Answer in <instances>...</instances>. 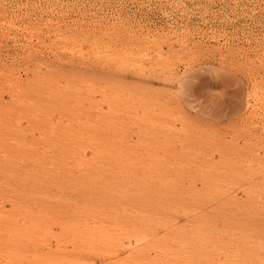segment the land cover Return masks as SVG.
I'll return each instance as SVG.
<instances>
[{"label": "rangeland", "instance_id": "rangeland-1", "mask_svg": "<svg viewBox=\"0 0 264 264\" xmlns=\"http://www.w3.org/2000/svg\"><path fill=\"white\" fill-rule=\"evenodd\" d=\"M0 264H264V0H0Z\"/></svg>", "mask_w": 264, "mask_h": 264}, {"label": "bare ground", "instance_id": "bare-ground-1", "mask_svg": "<svg viewBox=\"0 0 264 264\" xmlns=\"http://www.w3.org/2000/svg\"><path fill=\"white\" fill-rule=\"evenodd\" d=\"M209 66V65H208ZM208 66H206V68H204V69H208L207 67ZM197 67H199V66H197ZM209 67H211V66H209ZM216 67V66H215ZM212 68H214L213 66H212ZM197 69V68H196ZM198 70V69H197ZM221 70H223V69H221ZM199 71V70H198ZM202 71H203V67H202ZM202 71H199L200 72V74H202V73H204V72H202ZM209 71H210V69H209ZM212 71H214V70H212ZM199 72H198V74H199ZM222 72V71H221ZM227 73V72H226ZM194 74H195V72H194ZM196 74H197V71H196ZM199 74V75H200ZM219 74H221V73H218L217 75H219ZM225 74V73H224ZM187 75V74H186ZM185 75V76H186ZM199 75H198V78H200V79H202V75H200V77H199ZM207 75V74H206ZM212 75V74H211ZM208 76V75H207ZM220 76V75H219ZM188 77V76H187ZM191 78V77H190ZM197 78V79H198ZM205 78V77H204ZM208 78V77H207ZM206 78V79H207ZM182 79H184L185 80V78H183L182 77ZM193 79V78H192ZM191 79V80H192ZM195 79V78H194ZM209 79V78H208ZM214 79V78H213ZM229 79V78H228ZM187 80V79H186ZM186 80H185V82L184 83H186L185 84V86L183 87L181 84V86H182V88H184V89H186V88H189V89H191L190 88V86H192V85H195V84H192V85H190V80L188 81V82H186ZM199 80V79H198ZM217 81V80H216ZM192 82H194V81H192ZM198 82V81H197ZM196 82V83H197ZM183 83V84H184ZM195 83V82H194ZM219 84V83H218ZM215 81H209V80H203L198 86H197V88H196V90L198 91V93H200V94H205L206 95V97H207V100H208V102H209V105H212V107H216V109H217V106L219 105V104H221L220 102H224L223 101V99L224 98H226V97H228L229 96V94H227L226 92H224V90L220 87V85H218ZM224 86V85H223ZM224 88V87H223ZM239 88V87H238ZM179 89H180V87H179ZM183 89V93H182V95H184L185 96V94H187L188 95V92H186L185 90ZM192 89H194V88H192ZM241 89V88H240ZM187 90V89H186ZM191 91H193V90H190V92ZM184 92H185V94H184ZM196 91H194V93H195ZM230 92V91H229ZM236 92V91H235ZM192 93H190V95H191ZM230 94H231V92H230ZM240 94V93H239ZM197 95V94H196ZM230 96H233V95H230ZM229 96V98H230V100L228 101L227 100V102H229V103H227V104H222L224 107H227V109L229 108V110H232V112L235 110L236 111V109H238L239 107H240V105H241V103L243 104L244 102H242V100L244 99H242L241 97H243V96H241L240 97V100L239 99H237V98H239L237 95L235 96H233V98H235L236 97V99H234V100H236V101H234L233 100V98L232 97H230ZM181 97V96H180ZM187 98V97H186ZM205 98V97H204ZM228 98V99H229ZM183 99V98H182ZM185 99V98H184ZM200 100V99H199ZM239 100V101H238ZM183 101H187L186 99L185 100H183ZM192 101V100H191ZM190 101V102H191ZM189 102V101H188ZM197 102V101H196ZM203 102V101H202ZM206 102V101H205ZM207 102V103H208ZM193 103V102H192ZM201 103V102H200ZM200 103H198V105L200 104ZM204 103V102H203ZM186 104H187V102H186ZM191 104V103H190ZM193 105H194V103H193ZM214 105V106H213ZM189 106V105H188ZM200 106H202L201 104H200ZM206 107H207V105H205ZM205 106H203V107H205ZM203 107H201V108H203ZM208 107H210V106H208ZM215 107H214V109H215ZM220 108H222L221 106H220ZM205 109H207V108H205ZM208 109H210V108H208ZM240 109V108H239ZM225 110V109H224ZM219 111V110H218ZM234 111V112H235ZM238 111V110H237ZM236 111V112H237ZM214 112V111H213ZM223 112V111H222ZM227 112H228V110H227ZM226 112V113H227ZM231 112V113H232ZM199 113V112H198ZM217 113V112H216ZM230 113V114H231ZM214 114V113H213ZM232 114H234V113H232ZM219 115H220V113H219ZM224 115V114H223ZM213 117V116H212ZM221 117V116H220ZM117 257V256H116ZM103 260V259H102ZM91 261V260H90ZM88 262V261H87Z\"/></svg>", "mask_w": 264, "mask_h": 264}]
</instances>
